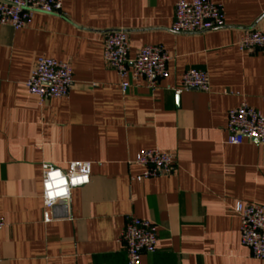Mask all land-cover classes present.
I'll use <instances>...</instances> for the list:
<instances>
[{
	"label": "crops",
	"instance_id": "crops-1",
	"mask_svg": "<svg viewBox=\"0 0 264 264\" xmlns=\"http://www.w3.org/2000/svg\"><path fill=\"white\" fill-rule=\"evenodd\" d=\"M224 26L174 33L175 0H61L19 29L0 27V264H127L118 239L127 215L149 219L157 245L138 264H264L240 243L237 201L264 207V143H227V112L245 101L264 115V48L240 51L264 31V0H211ZM123 29L128 58L162 45L171 58L155 89L121 91L103 58L107 30ZM39 56L68 62V95L38 101L24 81ZM208 89L176 94L183 71ZM175 157L176 169L137 181L141 149ZM90 163V180L42 218V164Z\"/></svg>",
	"mask_w": 264,
	"mask_h": 264
},
{
	"label": "built area",
	"instance_id": "built-area-1",
	"mask_svg": "<svg viewBox=\"0 0 264 264\" xmlns=\"http://www.w3.org/2000/svg\"><path fill=\"white\" fill-rule=\"evenodd\" d=\"M61 0H0V27L12 29L25 27L35 12H58ZM222 7L211 0H175L173 21L170 30L174 33H202L224 26ZM240 51L264 48V31L249 29L240 37ZM103 58L119 77L121 91H126L139 79L155 89L158 82L168 75L167 63L170 52L162 45H143L132 59L128 58V37L123 29H111L104 33ZM73 71L68 62L48 56L36 58L24 87L38 101L62 98L68 95ZM176 94L184 90L208 89L207 72L190 67L181 74L179 84L169 87ZM227 143L240 144L245 138L264 143V115L242 101L227 112ZM134 163L141 167L133 179L168 175L175 171L176 161L171 153L157 148L141 149ZM42 218L48 222L52 209L70 197L71 189L87 184L90 180V163L71 161L65 169L43 163ZM233 211L240 220V243L249 248L252 257L264 259V207L255 203L237 201ZM4 220L0 217V228ZM118 239L124 245L127 264H138L141 256L156 249V227L149 219L127 215Z\"/></svg>",
	"mask_w": 264,
	"mask_h": 264
}]
</instances>
